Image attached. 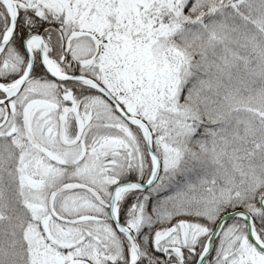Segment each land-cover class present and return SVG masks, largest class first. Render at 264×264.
<instances>
[{
	"label": "snow or ice",
	"instance_id": "snow-or-ice-1",
	"mask_svg": "<svg viewBox=\"0 0 264 264\" xmlns=\"http://www.w3.org/2000/svg\"><path fill=\"white\" fill-rule=\"evenodd\" d=\"M0 264H264V0H0Z\"/></svg>",
	"mask_w": 264,
	"mask_h": 264
}]
</instances>
